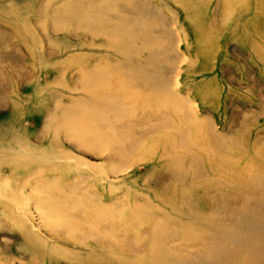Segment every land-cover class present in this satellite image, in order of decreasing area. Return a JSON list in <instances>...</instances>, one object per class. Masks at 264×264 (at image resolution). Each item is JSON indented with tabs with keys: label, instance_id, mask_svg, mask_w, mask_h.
Segmentation results:
<instances>
[{
	"label": "rangeland",
	"instance_id": "rangeland-1",
	"mask_svg": "<svg viewBox=\"0 0 264 264\" xmlns=\"http://www.w3.org/2000/svg\"><path fill=\"white\" fill-rule=\"evenodd\" d=\"M0 264H264V0H0Z\"/></svg>",
	"mask_w": 264,
	"mask_h": 264
}]
</instances>
